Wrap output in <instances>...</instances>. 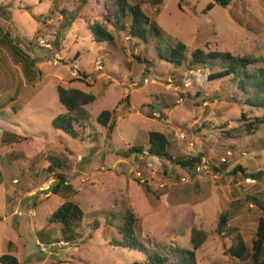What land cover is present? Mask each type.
Here are the masks:
<instances>
[{"label":"rangeland","instance_id":"374dc122","mask_svg":"<svg viewBox=\"0 0 264 264\" xmlns=\"http://www.w3.org/2000/svg\"><path fill=\"white\" fill-rule=\"evenodd\" d=\"M137 1L141 0L130 2ZM104 2L0 0V28L21 51L24 63L16 60L8 44H0V137L3 131L12 137L0 144V175L13 174L19 194L31 191L33 197L24 201L37 200L33 202L35 228L26 217L20 219L24 222L20 232L16 217L0 221V255L2 242L9 238L18 246L14 255L21 264L35 263L48 253H56L48 255L52 260L74 264H144L141 252L114 242L121 238L120 214L129 210L137 217L135 235L147 245L190 248V230L195 227L207 234L195 251L197 264H247L230 256L227 248L235 232L251 246L262 216L245 198L264 192V124L249 135L241 119V113L252 118L260 112L243 105L237 87L228 80H209L203 68L188 70L160 61L156 40L144 43L129 36L128 19L124 31L106 23ZM142 2L143 11L160 30V47L181 42L187 53L195 48L216 49L264 63V0H231L225 8L214 4L211 9L206 8L211 0H163L155 7L148 0ZM62 8L77 17L55 51L51 40ZM94 22L107 27L112 42L94 39L90 29ZM97 60L102 61V69H96ZM73 66L76 75L70 74ZM82 71L84 77L77 81ZM58 84L95 95L92 103L71 113L81 138L51 125L53 117L66 111L57 99ZM125 96L129 104L123 101ZM102 110L113 111L110 135L95 121ZM228 129L231 137L223 136L221 131ZM152 130L168 136L174 154L201 152L205 165L192 172L146 151L138 159L135 154H121L131 145L146 146L147 131ZM179 132H184V139L177 136ZM49 157L66 164L61 169L77 190L70 199L84 212L78 239L69 241L70 249L58 248L60 253L40 251L35 242L34 229L63 201L51 192L55 181L47 171ZM222 158L227 167L214 171ZM236 165L262 174L257 179L248 177L249 181L242 174L233 178L229 170ZM4 180L0 202L11 187ZM112 212L117 215L114 219ZM223 212L230 216L217 233L218 215ZM51 235L57 238V230Z\"/></svg>","mask_w":264,"mask_h":264},{"label":"trees","instance_id":"16d2710c","mask_svg":"<svg viewBox=\"0 0 264 264\" xmlns=\"http://www.w3.org/2000/svg\"><path fill=\"white\" fill-rule=\"evenodd\" d=\"M85 0H81L84 2ZM131 0H105L104 5L106 13L104 21L112 25L115 29L125 30V20H129L127 24V32L129 36L141 40L146 43L148 40L155 42V51L158 59L169 63L171 66L186 67L188 70L193 68H203L207 71V79H225L234 84L239 91V101L247 107L259 111L252 118H248L241 113V119L244 121L243 127L247 134H254L264 124V63L263 59L248 56L246 54H232L229 51L222 50H204L195 48L187 53L185 44L181 42L175 43L174 46L160 47L159 34L160 30L154 21H151L148 15L142 9V1L130 2ZM151 5L158 6L163 0H148ZM231 0H211L207 5V9H211L214 4L223 8L227 7ZM27 9V7H25ZM77 14L65 8L60 10V23L53 34L51 47L55 51L59 50V43L65 32L72 26ZM94 33L96 41L112 42L113 34L99 22H94L90 26ZM2 32L0 28V39ZM98 36V37H97ZM84 72H79L77 81H82ZM57 99L60 105L66 110L65 113H59L51 120L54 129L61 130L72 138H81V131L77 128L76 119L71 113L80 109L82 106L88 105L95 100L92 92L84 91L74 87H64L56 85ZM235 100H237L235 98ZM123 101L128 103V97L125 96ZM113 111L102 110L95 118L96 123L106 128V133L111 134L114 125L111 123ZM87 121V119H84ZM85 128V125H82ZM231 129L221 131L223 136L231 137ZM9 135V134H8ZM6 133H2L1 141L4 143ZM11 137V136H10ZM12 140V139H11ZM10 141V140H7ZM146 151L150 157L163 158L176 166L188 171H194L201 164L203 154H183L173 153L171 151V143L167 135L159 131H149L146 146L131 145L121 154L124 156L136 155ZM47 171L52 172L54 184L51 192L63 198V201L48 215L44 227L58 224L60 226L58 237L56 239H43L44 232H37L39 242L49 245L59 238L66 241H76L79 237L78 228L84 216V212L79 204L70 199L75 195L76 189L68 181V176L61 169L65 167L59 158L49 157ZM227 167V163L220 162L219 167L213 166L214 171L219 172ZM242 174L244 179L252 177L254 179L261 176V171H251L247 168L236 165L229 170V175L233 178ZM245 200L254 205L261 215L258 219L255 237L248 246L239 232H235L231 239V243L227 248V253L239 260H247V264H264V192L251 194L246 196ZM116 213H111V219L116 217ZM230 214L223 212L218 215L215 231L221 232L226 227L227 219ZM120 224L117 226L118 233L121 235L119 240H114L115 245L137 250L143 254L142 262L144 264H197L195 251L206 239V232L195 227L190 230V248L177 245L157 243L152 245L145 244L135 235V225L137 217L133 212L126 210L120 214ZM99 223L96 221L95 225ZM0 264H21L17 257L11 252H5L0 255Z\"/></svg>","mask_w":264,"mask_h":264},{"label":"crops","instance_id":"0c3cea01","mask_svg":"<svg viewBox=\"0 0 264 264\" xmlns=\"http://www.w3.org/2000/svg\"><path fill=\"white\" fill-rule=\"evenodd\" d=\"M1 32H2V35H1L2 38L0 39V44H3L4 42L6 44H8V47L11 50H13V54L17 55V59L16 60H19V62L23 66L24 63L21 62V61H23L21 59V51L16 47V45H13L12 44L11 39L9 38V34L6 31H2L1 30ZM76 57H77V55H76ZM143 81L145 83H147L148 82V79L144 78ZM134 84H136V83L135 82L134 83H129V86H133ZM137 90H140V88L139 89H134L133 91L135 92ZM14 96H16V92L14 93ZM161 105L164 106V107H166L167 106V103H162ZM3 132H5V131H3ZM2 133H1V137H0V144H4V143L9 142L7 140H11V138H12V137L9 136L10 133H6L5 132L7 137L5 138L4 143L1 141V139H2ZM147 133H148V131H147ZM1 166H2V164H1ZM7 172L8 171H6V173ZM2 179L3 180L5 179L4 182H7L8 181V183H9V181H10L11 187L9 188V192H7V189H6V191L4 193V202L3 201H2L3 203L0 202V221L4 222L5 220H7L9 218V216L16 217V219H17L16 220V224H17V227H18V231L20 232L21 230H23V227H24V222L22 220H20V219H22L23 217H26V218H28L30 220V222L33 224V226L35 228V224L36 223H35V218L34 217L36 216V210H35V206L33 205V202H35L36 199H34L32 201H30V200L24 201V199L26 197L27 198L33 197L32 194H31V191L27 189V192L22 193V194H19V192L17 191L16 186L14 185V184L17 183V179L13 177V174H8L6 176V178L0 175V182H1ZM26 182L29 183V181H26ZM26 182H24V183H26ZM71 182H73V181H71ZM58 205H59V203H58ZM58 205H56V207ZM31 210L33 211L34 214H31L30 213ZM48 215H47V217H48ZM45 223H46V219H45ZM45 223L42 224L41 227H39L38 229H36V230L34 229L35 235L37 236V232L43 231L44 232L43 239H45V240H48V239H50V240L56 239L55 236H52L51 235V232L52 231L53 232L54 231L56 232V230H57V234H58L59 229H60V226L58 224H55L54 226H52L51 229H48L49 227H44L45 226ZM18 236H20V235H18ZM38 238H36V241H35L36 244H37V242L38 243H41V242H39ZM2 244H3V250H4L3 252L4 253L8 251V252H11L12 254H14V252L18 248L17 244L12 239H9V238L4 239V243L2 242ZM49 254L50 255H55V253H53V254L48 253V255ZM48 255L44 259L39 258L37 262H35V263H28V264H74V263L65 262V261L52 260L51 258L48 257ZM31 257H32V255H30V258Z\"/></svg>","mask_w":264,"mask_h":264},{"label":"built area","instance_id":"2783aa9c","mask_svg":"<svg viewBox=\"0 0 264 264\" xmlns=\"http://www.w3.org/2000/svg\"><path fill=\"white\" fill-rule=\"evenodd\" d=\"M102 66H103V63H102V61L101 60H97L96 61V68L97 69H102ZM70 74H72V75H76L77 74V70H76V67L75 66H73V69L71 70V72H70ZM188 85H190V82H186L185 83V86H188ZM177 136L180 138V139H184V137H185V134H184V132H179L178 134H177ZM145 154H147L146 152H145ZM221 161H225V159L224 158H222V160ZM205 159L204 158H202L201 159V164L196 168L197 170H200L201 169V167H203L204 165H205ZM138 175H139V173H137ZM182 181H184L185 179L184 178H182L181 179ZM245 180H247V181H249L250 179L249 178H246ZM37 245L40 247V251H45V250H50V249H57L58 251L57 252H61L60 251V249H58V248H61V247H66V248H68V249H70L71 248V243L69 242V241H66V240H64V239H62V238H59V239H57L56 241H54V242H52L51 244H49V245H44V244H42V243H38L37 242ZM56 254V253H55Z\"/></svg>","mask_w":264,"mask_h":264}]
</instances>
